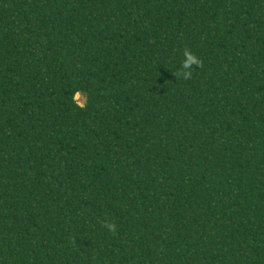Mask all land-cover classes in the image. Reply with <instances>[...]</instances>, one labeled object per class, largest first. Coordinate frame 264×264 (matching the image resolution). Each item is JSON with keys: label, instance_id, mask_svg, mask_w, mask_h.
Listing matches in <instances>:
<instances>
[{"label": "trees", "instance_id": "1", "mask_svg": "<svg viewBox=\"0 0 264 264\" xmlns=\"http://www.w3.org/2000/svg\"><path fill=\"white\" fill-rule=\"evenodd\" d=\"M0 264H264V0H0Z\"/></svg>", "mask_w": 264, "mask_h": 264}, {"label": "clouds", "instance_id": "2", "mask_svg": "<svg viewBox=\"0 0 264 264\" xmlns=\"http://www.w3.org/2000/svg\"><path fill=\"white\" fill-rule=\"evenodd\" d=\"M185 56L187 57V59L184 63V67H187L190 64H196L197 66L200 65V61L198 60V58H196L192 54L185 52ZM185 76H186V78H188L191 76V73L188 72ZM107 227L110 231H114V229H115V225H112V224L107 225Z\"/></svg>", "mask_w": 264, "mask_h": 264}, {"label": "rangeland", "instance_id": "3", "mask_svg": "<svg viewBox=\"0 0 264 264\" xmlns=\"http://www.w3.org/2000/svg\"><path fill=\"white\" fill-rule=\"evenodd\" d=\"M75 99H76V101L78 102L79 105H83L84 102H85V97L82 94L76 95Z\"/></svg>", "mask_w": 264, "mask_h": 264}]
</instances>
